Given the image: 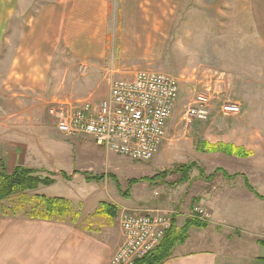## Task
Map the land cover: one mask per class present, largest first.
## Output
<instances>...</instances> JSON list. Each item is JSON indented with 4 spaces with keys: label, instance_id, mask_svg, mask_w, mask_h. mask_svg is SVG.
Masks as SVG:
<instances>
[{
    "label": "crops",
    "instance_id": "crops-1",
    "mask_svg": "<svg viewBox=\"0 0 264 264\" xmlns=\"http://www.w3.org/2000/svg\"><path fill=\"white\" fill-rule=\"evenodd\" d=\"M222 1L225 8L217 7L215 12L218 15H238L236 13H239V10H236L235 5H245L241 11L246 15L244 27L247 37L248 73L246 81L239 78L237 70L240 68V57L237 56L235 63L232 61L230 80L232 86L246 84V102L244 98L240 99L242 90L237 93V98L232 100L239 104L241 113L225 118V115L220 113L219 102L216 100L212 103L210 118L207 121H194L187 131L180 127L178 121L179 131L183 135L187 134V147H193L196 153L198 152L199 159L175 162L176 165H192L185 177H182L180 172L172 171L165 174L164 178H153L156 176L153 175L150 181L140 180L147 181V185L158 184L160 189L163 188L162 191L167 192L166 195L162 192L155 201V207L121 209L120 212L125 210L128 213L141 214L148 209L165 210L172 214L173 228L180 230L187 219L196 218L192 213L195 205L201 208L209 207V214L217 215L229 212L230 208L234 212L240 203L252 205L256 201L264 202V193L256 189L253 183V173L256 175L257 171L261 173L259 178L264 180V160L260 162L259 157L256 159L251 155L256 149L264 150V0ZM106 4L103 0H54L42 2L32 16L26 17L27 11L22 12L20 8L21 0H0V55L6 39L5 32L10 28L9 32L15 37L16 45L6 63L0 68V166L4 167L6 172L11 173L17 167H39L56 171L57 160L70 159L71 152L59 150L54 139L71 141V138H64L56 129L50 127L44 113L38 108V102L45 99L46 86L56 84L55 70L64 67L61 60L63 54L60 53L65 49L67 53L74 55L75 60H86L89 71L94 76L101 74L131 78L138 71H159L161 68L158 66L160 53L152 54L154 51L150 52L146 46L149 44H144L139 36L134 35V31L138 33L140 29L143 30L144 25L138 23L134 29L127 15L119 13L120 10L117 12V7L114 17H109L108 10L113 5L108 4L106 8ZM124 4V8H127L128 2ZM190 4L195 3L187 2V21L196 19L208 22L204 5L196 3L203 9L193 13ZM82 11L86 14L80 21L79 14ZM103 11H106L104 16L99 14ZM97 15L100 16L98 22ZM153 28L159 31L160 25L152 24L151 29ZM80 36L86 39L82 42ZM158 45L159 40L156 39V46ZM201 68H187V75L191 79H187L189 86H197L207 77ZM180 77L183 78L184 75L180 74ZM217 81L213 79L206 82L205 89L211 88L207 86L210 82L215 84ZM219 97L217 95V99ZM177 105L179 106V103H175L172 114ZM170 118L164 139L157 151L158 155H161L168 143L175 140ZM203 141L212 144L230 143L245 149L248 156L220 154V157H216V153L210 155L213 153L197 151V144ZM114 155L125 159V162L131 161L121 155ZM155 156L157 159L156 154ZM211 160L212 162L208 163ZM244 160L249 162L245 164ZM45 163L54 167H48ZM171 173H174L175 179L168 182L166 179ZM217 173L229 184L209 197L205 185L213 180ZM90 174L86 175L87 179L96 175ZM210 175L211 179L208 178ZM102 176L99 180L106 179L108 174L103 173ZM110 178L115 180L113 175ZM135 179L138 181H128L127 188L122 190L124 192L121 191L120 183H116L115 193L113 197L110 196L116 214L121 204L115 200L121 197L128 201L132 198L131 187L140 183L138 178L132 180ZM252 210L250 207L249 211ZM77 211L79 216L72 221L0 215V264H110L111 257L122 240V231L119 228L117 238H113L106 230L110 224L107 218L102 216V220H96L102 213L99 215L97 211L92 215V211L89 216L83 208ZM210 223L214 226L218 224ZM211 224L205 228L189 227L185 238L174 243L170 249L171 255L161 264H264V247L258 244V241L264 239V230L254 235L256 239L249 241L242 240L235 233L226 237L231 244L220 246L217 238H209L206 235ZM240 228L245 232L249 230L244 224H241ZM256 250H261L262 253Z\"/></svg>",
    "mask_w": 264,
    "mask_h": 264
},
{
    "label": "rangeland",
    "instance_id": "rangeland-1",
    "mask_svg": "<svg viewBox=\"0 0 264 264\" xmlns=\"http://www.w3.org/2000/svg\"><path fill=\"white\" fill-rule=\"evenodd\" d=\"M50 1L54 0H21L20 8H22V12L24 10L27 11L25 14L26 17H30L40 7L42 2ZM103 1L107 3L106 8L108 7V4L113 5L108 10L109 17H114L113 14L117 7V12L120 10L119 13L127 15L129 22H131L130 25H133L134 29L138 23L144 25L143 30L140 29L138 33H135L134 31V35L139 36L144 44H149L146 46L150 52L154 51L152 54L156 55L157 52L158 54L160 53L158 66L161 68H159V71L157 70L155 72L170 74L179 79V97L176 102L177 104L179 103V106L177 105L178 107H175L170 118V125L172 129L174 128V131L172 132L174 135L173 139L175 140L165 146L161 155L156 153L157 159H155V156L147 162H125V159L117 158V155H114V153L96 145L93 138L89 136L79 135L74 138L72 137L70 139L71 141L56 138L54 139L56 140V147L62 152H68L69 150V152H71L70 159H61V161L57 160V165L55 164V167L58 168L56 171L54 169L53 171H47L39 167L35 169L30 168L35 171V176L41 179H54V182L51 186L47 187L39 185L35 191H29L26 195L32 197L34 195L42 194L50 197L56 196L68 199L75 211L78 212V216L79 211L77 210L79 208H83V211L89 213V216L90 212L92 213V211H94L92 213V215H94L99 211L98 214H102L100 218L96 217V220H102V216L103 218H107L110 224L105 222L108 224L109 228L106 230L109 231L113 238H117L119 228L121 230L120 217L125 212V210L120 212L121 209L138 207L148 208L149 206L155 207V201L159 199L158 197L161 196L162 192H164L165 195L167 193L166 191H162L163 188L160 189V187L157 186L158 184L147 185V183H145L147 181L140 180L145 177L152 178L153 175L157 176L163 172L168 173V171L173 170V167L177 164L175 162L180 163L185 160L190 161L199 159L197 156L198 152L196 153L193 147H187V134L183 135L179 131L177 122H180V117L187 102H189L199 91L206 88L205 83L212 81L213 79L214 81L218 80L217 83L213 84L210 82L207 86H210L217 91L220 98L226 101H232L233 98H237V93L242 90L240 93V99L244 98L246 102V84L243 86H232L230 84L232 76V61L235 63V57L238 58L237 56L240 57V68L237 70L239 73L238 76L241 80L245 81L247 78V37L244 27L246 24V15L241 11L245 5L239 3L235 5L236 10H239V13H236L238 15L231 16L228 14H216L215 9L217 7L225 8L222 4V0ZM125 2H128L126 5L127 8H124ZM187 2L195 3L190 4V9L193 13L198 12L197 10L202 8L196 3H202L201 5H204L203 7L206 9L204 12L208 18V22L196 19L192 22L187 21ZM105 12L106 11L99 12V14L104 16ZM85 14L86 13L83 11L79 14L80 21ZM192 16L196 18L198 15ZM99 20L100 16L97 15L96 22ZM20 23H22V21H20ZM152 24L157 26L160 25V30L157 31L156 28L151 29ZM10 30L11 28L5 32L6 39L5 42H3L0 55V68L6 63L10 52H13L16 46L15 37L11 36L12 34L9 32ZM14 31H16L15 28ZM200 33H202L203 36H196ZM79 39L83 42L86 38L80 36ZM156 39L159 40L158 47L156 46ZM66 51L67 50L65 49L64 52L60 53V55L63 54L61 60L64 67L55 70L56 84L46 86L45 99L44 101L38 102L39 111L44 113V118L47 120L50 127L54 129H56L54 117L52 113H49L48 107L51 100L66 101L65 103L70 105H75L81 101H88L93 105H98L102 99L108 96L110 83L115 79H120L117 78L118 76L111 75L98 74L94 76L90 73L88 62L86 60H75L74 55L67 53ZM236 52H239V54H235ZM192 66H201L204 75H207L203 82L197 86H189L187 84V79L191 80L187 75V68ZM180 74H183L184 77H180ZM229 116L231 115H225L224 117L227 118ZM174 145L177 146L176 149ZM211 153L213 154L210 155H215L214 153H216V157H220V154H223L220 152ZM251 155L255 156L256 159L259 157L260 162L264 160V150L256 149L252 151ZM202 157L206 160L208 156ZM210 162H212V160L208 163ZM248 162L249 160H244L245 164ZM47 166L51 168L54 167L51 164H47ZM90 173L96 174L97 176L104 173L108 174V176L106 179L102 180H97L98 178L95 180L92 177L87 179L86 175ZM259 173L260 172L258 171L256 175L253 173V183H255L256 189L261 193H264V180L259 178ZM171 174L166 179L168 182H173L175 179L174 173ZM111 175L114 176L115 180L117 179L116 182L113 178H110ZM134 178H138L140 183L131 187L132 190L130 193H132V198L128 201L121 197L120 199L115 200L119 202L121 206H119L120 209L117 214L115 213L111 218L109 210L112 207L111 204L113 200L110 196L113 197L115 193L114 191L117 188L115 187L116 183H120L122 191L127 188L128 181ZM228 184L229 182L226 183L222 176L217 173L213 180L205 185L208 189V196L210 197L214 193L222 191L223 187H228ZM257 196L259 197L258 194ZM17 200V196H13L10 199L3 201L0 204V215L2 208L7 209L8 207H12ZM102 201L104 203H101ZM201 206L204 207L203 205ZM250 207L253 208L252 211H249ZM208 208L204 207L209 213V209L211 208ZM7 214L11 213L7 212ZM16 214L17 218H24L22 216V214H24L22 211L17 210ZM7 217H11V215H7ZM193 219L204 223L207 226L211 224L210 222H218L216 226L213 224L209 226L206 235L209 238H217V243H220V246L229 244L230 242L228 243L229 240L226 237L235 233L238 237H241L242 240L249 241L252 240V238L256 239L254 235L260 233V230H264V202L256 201L255 204L252 205L240 203L236 206L234 212H232L230 208V211L224 214H211L208 222H202L196 218ZM241 224L247 225L249 230L246 229L247 232L241 230ZM263 241L264 239L258 241L259 246L262 248L264 247V243H262ZM256 251L262 253L261 250ZM21 263L22 262L19 264Z\"/></svg>",
    "mask_w": 264,
    "mask_h": 264
},
{
    "label": "built area",
    "instance_id": "built-area-1",
    "mask_svg": "<svg viewBox=\"0 0 264 264\" xmlns=\"http://www.w3.org/2000/svg\"><path fill=\"white\" fill-rule=\"evenodd\" d=\"M85 67V66H84ZM179 80L170 74L138 71L131 78L115 79L108 96L98 105L81 101L75 105L53 100L49 106L57 132L66 138L86 135L96 145L131 161L147 162L157 153L167 122L178 99ZM218 93L205 89L187 102L180 125L187 131L194 121H206L213 101L223 115H237L239 104L217 99ZM193 216L208 221L210 214L195 205ZM122 240L110 264H134L153 252L170 228L172 214L148 209L141 214L124 212L120 217Z\"/></svg>",
    "mask_w": 264,
    "mask_h": 264
},
{
    "label": "trees",
    "instance_id": "trees-1",
    "mask_svg": "<svg viewBox=\"0 0 264 264\" xmlns=\"http://www.w3.org/2000/svg\"><path fill=\"white\" fill-rule=\"evenodd\" d=\"M196 150L200 152H220L226 155H235L240 157H247L248 153L245 149L235 147L230 143H207L199 142L196 146ZM192 166V165H191ZM186 164H178L173 167V170L169 172L177 171L181 173L182 177H185V173L191 167ZM34 170L24 167H17L13 172L8 173L4 167L0 166V204L10 199L13 196H17L18 200L12 207L2 208V216H16V211L20 210L24 214L23 217L39 218L56 221H72L78 218V212L75 211L72 204L62 197H47L45 195L27 196L29 191H35L39 185L49 186L54 182V179H41L34 175ZM167 172L158 174L155 177L164 178ZM101 179L103 176L93 175L89 178ZM153 178H143L142 180L150 181ZM212 178V175L208 177ZM138 180H131L130 183ZM114 207V206H112ZM110 208L111 218L115 214V207ZM10 212L11 214H7ZM173 219V218H172ZM173 220L170 224V228L165 232V235L159 244V246L150 254L141 259H137L134 264H161L165 259L171 255V248L177 241H182L185 238L186 232L189 227H207L206 224L194 220L193 218L187 219L182 229L177 230L173 228Z\"/></svg>",
    "mask_w": 264,
    "mask_h": 264
}]
</instances>
